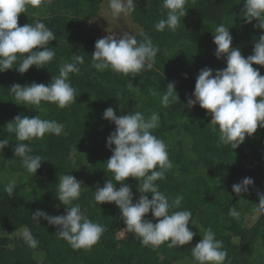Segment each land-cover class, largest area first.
<instances>
[{
  "label": "trees",
  "instance_id": "trees-1",
  "mask_svg": "<svg viewBox=\"0 0 264 264\" xmlns=\"http://www.w3.org/2000/svg\"><path fill=\"white\" fill-rule=\"evenodd\" d=\"M102 2L41 0L38 7L29 5L18 16V26L42 21L54 32L56 39L49 46L55 48L56 55L45 68L32 66L23 74L15 68L0 73V139L9 140L0 151V264H195L191 248L209 228L223 242L222 250L227 253L224 264H264V211L257 205V192L264 193V128L258 127L232 149L218 143V128L210 122L206 110L199 105L187 107L199 71L208 67L215 73L226 66L223 57L214 55L216 26L228 27L231 47H238L247 57L261 35V29L254 27L257 21L245 23L241 19L243 0H187L186 15L176 30L166 28L161 32L154 25L166 16L162 0H136V9L129 14L139 29L135 37L140 41V33H144L159 51L152 69L133 77L91 66L94 44L101 37L88 35L85 30L98 16ZM74 54L84 57L79 74L69 75L76 102L64 108L48 102L34 105L40 109L41 119L62 123L64 130L60 136L46 134L24 142L32 149L31 155L46 160L33 176L21 159L14 157L19 141L5 126L17 115L33 117L31 105H17L9 88L14 84L49 83L63 64L72 62ZM18 66L19 61L14 64ZM253 68L264 75V66L254 64ZM170 82L175 84L179 100L164 107L160 96ZM109 107L117 116L131 111H140L146 118L153 112L159 115V127L152 131L166 144L173 168L166 172L165 179L155 183L170 202L183 197L179 208L170 211H191L189 228L195 235L188 245L169 248L165 242L146 247L128 232L120 239L125 225L119 209L114 203L94 202L96 187L112 179L105 164L112 154L106 138L115 125L102 118ZM64 174L73 175L85 188L73 203H78L91 221L105 226L90 249H73L57 237V227L42 218L37 223L31 217L36 210L49 216L65 214V206L56 198L59 176ZM245 177L251 178L253 185L237 196L232 185ZM10 181L15 182L11 198L4 191ZM125 183L131 186L135 202L140 196L138 181L129 177ZM231 208L238 211V217L229 215ZM144 219L156 223L151 212ZM25 228L39 241L36 248L22 238Z\"/></svg>",
  "mask_w": 264,
  "mask_h": 264
},
{
  "label": "clouds",
  "instance_id": "clouds-1",
  "mask_svg": "<svg viewBox=\"0 0 264 264\" xmlns=\"http://www.w3.org/2000/svg\"><path fill=\"white\" fill-rule=\"evenodd\" d=\"M186 3L187 0H162V10L166 16L155 23V30L162 32L167 28L175 31L181 18L186 15ZM40 4L41 0H0V73L15 68L23 74L32 66L45 68L55 58V48L49 46L51 41H55V34L44 22L18 26L19 14L25 13L29 5L38 7ZM108 8L113 18H119L121 14L135 11L136 0H108ZM241 19L245 23L255 20L257 24L254 27L261 29L252 54L242 56L238 47H231L229 28L224 24L216 26L213 35L216 46L214 55L217 59L223 57L226 66L215 70V73L208 67L201 69L191 98L187 99V107L199 105L206 110L211 116L210 122L218 128V143L231 145L232 149L238 148L246 136H252L258 127L264 128V75L260 74L259 69L253 68L254 64L264 66V0H243ZM140 35L143 36L140 41L128 32L100 36L94 44L91 66L98 71L110 69L133 77L151 70L159 49L150 37L142 32ZM17 61L19 66L14 67ZM83 63L84 57L74 54L72 62L63 64L58 75L51 76L49 83L14 84L9 90L17 105L48 102L64 108L76 102V89L71 85L69 75L79 74V65ZM173 100L179 99L175 84L170 82L160 96V101L164 107H169ZM102 118L115 125V130L106 138V147L112 154L105 164L112 173V179L106 180L102 187H96L94 202L97 205L114 203L125 225L121 231L135 234L143 246L158 247L165 242H168L169 248L188 245L195 235L189 228L191 211H170L179 208L183 197L177 196L170 202L155 183L165 179L166 172L173 168L166 144L152 131L159 127V115L153 112L146 118L140 111H131L117 116L114 109L109 107L104 110ZM5 126L7 132L14 133L19 141L15 143L14 157H19L22 166L33 176L41 162L46 160L39 155H31L32 149L24 142L42 138L46 134L60 136L64 130L62 123L39 116L17 115ZM8 144L7 138L0 139V151ZM129 177L138 181L140 196L135 202L131 186L125 183ZM117 183L119 188L116 187ZM252 185L253 180L245 177L232 185V192L239 196ZM82 189H85L82 182L73 175H61L56 198L65 206V214L49 216L41 210L31 214L37 223L42 218L57 227V237L73 249H90L106 230L104 225L91 221L78 203H73L80 198ZM14 190V181L4 188L9 198L13 196ZM257 196L258 208L264 211V193L257 192ZM149 212L156 223L144 219ZM229 215L238 217L239 213L231 208ZM22 238L31 248L38 246L39 241L29 229L23 230ZM222 249L223 242L216 239L215 233L209 228L191 248V255L195 264H224L227 253Z\"/></svg>",
  "mask_w": 264,
  "mask_h": 264
},
{
  "label": "rangeland",
  "instance_id": "rangeland-1",
  "mask_svg": "<svg viewBox=\"0 0 264 264\" xmlns=\"http://www.w3.org/2000/svg\"><path fill=\"white\" fill-rule=\"evenodd\" d=\"M128 32L132 35H136L139 32L137 26H135L130 20L129 14H121L119 18H113L108 8V0H103L101 9L98 16L90 22L85 33L88 35L102 36L104 34H122ZM33 116H38L40 109L37 106L31 105L29 107ZM123 235H119L121 239Z\"/></svg>",
  "mask_w": 264,
  "mask_h": 264
},
{
  "label": "built area",
  "instance_id": "built-area-1",
  "mask_svg": "<svg viewBox=\"0 0 264 264\" xmlns=\"http://www.w3.org/2000/svg\"><path fill=\"white\" fill-rule=\"evenodd\" d=\"M107 36V35H106ZM124 235V232L123 231H121L120 233H119V235ZM119 235H118V238H119Z\"/></svg>",
  "mask_w": 264,
  "mask_h": 264
}]
</instances>
